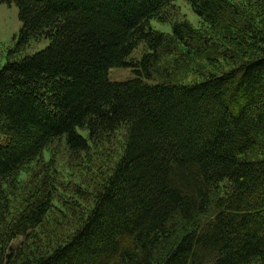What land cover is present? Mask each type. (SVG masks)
Masks as SVG:
<instances>
[{
    "label": "trees",
    "instance_id": "obj_1",
    "mask_svg": "<svg viewBox=\"0 0 264 264\" xmlns=\"http://www.w3.org/2000/svg\"><path fill=\"white\" fill-rule=\"evenodd\" d=\"M175 1L0 0V264H264V0Z\"/></svg>",
    "mask_w": 264,
    "mask_h": 264
},
{
    "label": "rangeland",
    "instance_id": "obj_2",
    "mask_svg": "<svg viewBox=\"0 0 264 264\" xmlns=\"http://www.w3.org/2000/svg\"><path fill=\"white\" fill-rule=\"evenodd\" d=\"M174 14L176 20L188 21L195 28L201 27V19L192 10L191 6L188 5L184 0H176ZM180 9V13H177ZM22 22L19 17V8L16 3H0V50L4 52L0 62V68L7 63L6 54L7 51L16 47L22 30ZM151 28L155 31L163 33H172V23H161L157 20L151 21ZM51 41L49 39H43L40 41L33 42L23 52L24 57L33 56L47 49ZM145 45H141L129 58V62H135L142 59L145 53ZM136 78V74L132 69L129 68H114L109 72V79L112 82H124ZM86 136L87 131H81ZM24 243V238L20 237L15 240L12 244L13 249H17L21 244Z\"/></svg>",
    "mask_w": 264,
    "mask_h": 264
}]
</instances>
